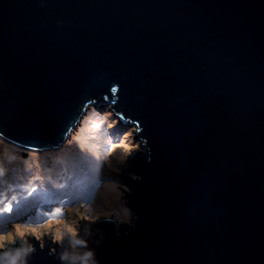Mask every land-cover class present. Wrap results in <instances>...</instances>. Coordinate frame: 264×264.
Listing matches in <instances>:
<instances>
[{
    "label": "water",
    "instance_id": "obj_1",
    "mask_svg": "<svg viewBox=\"0 0 264 264\" xmlns=\"http://www.w3.org/2000/svg\"><path fill=\"white\" fill-rule=\"evenodd\" d=\"M106 104L147 150L134 225L0 264H264V0H0L2 140L56 149Z\"/></svg>",
    "mask_w": 264,
    "mask_h": 264
},
{
    "label": "rangeland",
    "instance_id": "obj_2",
    "mask_svg": "<svg viewBox=\"0 0 264 264\" xmlns=\"http://www.w3.org/2000/svg\"><path fill=\"white\" fill-rule=\"evenodd\" d=\"M111 107V104L89 107L71 135L56 149L34 152L18 148L0 138V219H2L0 234L13 232L17 224L39 227L57 218L77 230L76 237L65 234L59 244L64 245L65 240L69 239L72 247L77 249L75 240H83L81 234L92 224L90 221L83 220V216L101 217L96 223L112 219L118 226L120 224L124 227L127 224L134 225V215L126 206L125 200L129 193L127 173H131L134 169L125 165L135 166V163L130 161V156L132 158L138 149H146L141 148L143 143L136 138L137 127L129 122H121L119 117H115L111 112ZM99 122H105L103 131H99ZM68 151L72 154L67 155ZM85 161L88 164L96 163L88 170L81 165ZM92 169L98 176L97 180L101 178L96 189L98 195L95 200H81V203L68 208L67 212H62V209L58 207H53L49 211L48 208H39L34 213L27 212L30 215H44L45 217L39 221H28V218H7L14 212L17 205L24 206L28 203L27 201L38 196H52L70 179L76 183H82L80 171L85 173L90 171L88 179L95 177V174L91 173ZM54 173L55 176L52 175ZM78 173L80 175L74 177ZM110 184L116 186L118 193L117 199L111 202L102 194L104 187ZM92 186H94L93 183ZM9 204L13 206L12 211L10 213L2 211ZM55 228L56 225H53L48 235L52 236ZM33 237L27 235L23 239L17 238L15 242L18 251L21 249L20 243L28 240L29 243L33 242ZM40 241L41 244L45 243L44 236ZM30 246L33 248V244Z\"/></svg>",
    "mask_w": 264,
    "mask_h": 264
},
{
    "label": "trees",
    "instance_id": "obj_3",
    "mask_svg": "<svg viewBox=\"0 0 264 264\" xmlns=\"http://www.w3.org/2000/svg\"><path fill=\"white\" fill-rule=\"evenodd\" d=\"M82 173L81 182L82 183H76L73 179H70V181L63 185L61 189H59L55 194L49 197H41L38 196L36 198L30 199V201H27L28 203L24 206L17 205L13 210L14 212L10 215H8V219L14 217L15 219H25L28 218L29 220H37L44 218V215H36V214H28L34 213L35 210H38L39 208H48V211L53 207H58L62 209V212H67L70 207H73L74 204L81 203V200H95L98 193H96V189L98 184L101 182V178L97 180L96 174L95 177L89 178V172L80 171ZM52 175H56L55 173ZM80 174H76L74 177H78ZM88 175V176H86ZM84 178V179H83ZM86 182H85V181ZM75 182V183H74ZM85 182V183H84ZM92 183L94 186H92ZM55 186V185H54ZM57 187V186H56ZM59 188V187H58ZM94 195V197H93ZM35 196V195H34ZM33 196V197H34ZM93 197V198H92ZM46 205V206H45ZM67 208V209H66ZM65 210V211H64ZM50 214L53 212H49ZM5 218V217H4ZM6 218V219H7ZM2 219H0V222Z\"/></svg>",
    "mask_w": 264,
    "mask_h": 264
},
{
    "label": "clouds",
    "instance_id": "obj_4",
    "mask_svg": "<svg viewBox=\"0 0 264 264\" xmlns=\"http://www.w3.org/2000/svg\"><path fill=\"white\" fill-rule=\"evenodd\" d=\"M113 112V111H111ZM118 117V115H116ZM120 120V119H119ZM59 215V214H58ZM101 217L97 216L95 218L83 216L82 219L85 221H90L91 223H96ZM56 225L55 231L52 234L53 243H60L65 234H70L72 237L77 236V230L74 227L69 226L64 221L54 218L50 220L47 224L41 225L39 227L25 226L17 224L14 226V231L9 232L8 234H0V253L7 255L3 250L11 244H14L16 239H23L27 235H32L36 240H42L44 235H48L49 230L52 229V226ZM76 243H82L79 239L75 240ZM43 246V244L41 245ZM89 257L93 255L92 252L87 254ZM15 264V261H13Z\"/></svg>",
    "mask_w": 264,
    "mask_h": 264
},
{
    "label": "bare ground",
    "instance_id": "obj_5",
    "mask_svg": "<svg viewBox=\"0 0 264 264\" xmlns=\"http://www.w3.org/2000/svg\"><path fill=\"white\" fill-rule=\"evenodd\" d=\"M112 113H114V116L115 117H117L116 115H118V113H115V112H112ZM107 117V116H106ZM100 124H99V131L101 130V131H103V129H104V125H105V122H99ZM87 126V125H86ZM95 128V127H94ZM94 131H96V130H94ZM98 131V132H99ZM72 154V152L71 151H68L67 152V155H71ZM96 163V162H95ZM95 163H92V164H88V163H86V161L85 162H83L81 165H83L86 169H88V170H90V168H92L93 166H95ZM94 170L92 169V171H91V173H93L94 174ZM49 175H50V172H49ZM102 194L104 195L103 197H105V198H107V199H109V201L111 202V201H113V199H117V197H118V193H117V188H116V186L115 185H113V184H110V185H106L105 187H104V189H103V191H102ZM111 199V200H110ZM13 207V206H12ZM86 230V229H85ZM30 244H33V242H30Z\"/></svg>",
    "mask_w": 264,
    "mask_h": 264
},
{
    "label": "snow or ice",
    "instance_id": "obj_6",
    "mask_svg": "<svg viewBox=\"0 0 264 264\" xmlns=\"http://www.w3.org/2000/svg\"><path fill=\"white\" fill-rule=\"evenodd\" d=\"M2 211L4 212H11L12 211V206L9 204L6 208H4Z\"/></svg>",
    "mask_w": 264,
    "mask_h": 264
}]
</instances>
